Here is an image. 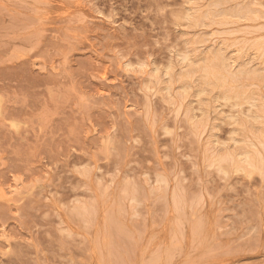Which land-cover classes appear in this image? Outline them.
Segmentation results:
<instances>
[{"label": "rangeland", "instance_id": "374dc122", "mask_svg": "<svg viewBox=\"0 0 264 264\" xmlns=\"http://www.w3.org/2000/svg\"><path fill=\"white\" fill-rule=\"evenodd\" d=\"M263 49L264 0H0V264H264Z\"/></svg>", "mask_w": 264, "mask_h": 264}, {"label": "bare ground", "instance_id": "6f19581e", "mask_svg": "<svg viewBox=\"0 0 264 264\" xmlns=\"http://www.w3.org/2000/svg\"><path fill=\"white\" fill-rule=\"evenodd\" d=\"M246 4H247V3H246ZM232 7H233V6H232ZM208 11H209V10H208ZM208 11H207V12H208ZM217 11H218V10H217ZM207 12H206V13H207ZM210 12H211V10H210ZM245 13H246V12H245ZM209 14H211V13H209ZM250 14H251V13H250ZM217 15H218V14H217ZM217 15H216V16H217ZM209 16H210V15H209ZM209 16H208V17H209ZM217 17H219V16H217ZM224 17H225V16H224ZM234 17H235V16H234ZM251 17H252V16H251ZM201 18H202V17H201ZM206 18H207V17H206ZM206 18H205V22H206ZM210 18H211V16H210ZM231 18H232V17H230V20H231ZM243 18H244V17H243ZM247 18H248V17H247ZM196 19H197V18H196ZM207 19H208V18H207ZM216 19H217V18H216ZM220 19H221V17H220ZM223 19H224V18H223ZM198 20H199V18L197 19V21H198ZM203 20H204V19H203ZM245 20H246V18H245ZM209 21L211 22L212 20H209ZM243 21H244V19H243ZM202 22H203V21H202ZM207 22H208V20H207ZM215 22H218V21H215ZM234 22H235V21H234ZM205 24H206V23H205ZM252 29H253V28H252ZM237 49H238V48H237ZM225 50H226V49H225ZM238 50H239V49H238ZM263 50H264V49H263ZM221 51H222V50H221ZM238 52H240V51H238ZM238 52H237V53H238ZM245 52H246V51H245ZM224 53H225V51H224ZM252 53H253V51H252ZM220 54H221V53H220ZM211 55H212V54H211ZM248 56H249V55H248ZM250 57H251V56H250ZM210 58H211V57H210ZM210 58H209V59H210ZM219 58H220V57H219ZM221 58H222V57H221ZM223 58H224V56H223ZM235 58L237 59L238 57H235ZM235 58H234V59H235ZM236 59H235V60H236ZM255 59H256V58H255ZM257 59H258V58H257ZM210 60H211V59H210ZM210 60H209V61H210ZM235 60H233V62H234ZM240 60H241V59H240ZM240 60H239V61H240ZM252 61H253V60H252ZM255 62H256V61H255ZM210 63H211V62H210ZM210 63H207V64L209 65ZM229 63H230V62H229ZM247 63H248V62H247ZM247 63H246V65H247ZM207 64H206V65H207ZM244 64H245V62L243 63V65H244ZM249 64H250V62H249ZM261 64H262V63H261ZM213 65H214V64H213ZM227 65H229V64H227ZM256 65H258V64H256ZM210 66H211V65H210ZM223 66H224V65H223ZM240 66H241V65H240ZM260 66H261V65H260ZM228 67H229V66H228ZM236 67H237V66H236ZM243 67H244V66H243ZM258 67H259V66H258ZM263 67H264V65H263ZM244 68H245V67H244ZM204 69H207V68H204ZM210 69H211V68H210ZM234 69H235V68H234ZM241 69H242V67H241ZM258 69H259V68H258ZM199 70L201 71L202 69H199ZM226 70H227V68H226ZM248 70H249V69H248ZM250 70H251V69H250ZM263 70H264V69H263ZM207 71H208V70H207ZM220 71H221V70H220ZM232 71H233V69H232ZM257 71H258V70H257ZM259 71H260V70H259ZM259 71H258V72H259ZM261 71H262V70H261ZM205 72H206V71H205ZM205 72H204V74H205ZM208 72H209V71H208ZM208 72H207V73H208ZM218 72H219V71H218ZM234 72H235V71H234ZM255 72H256V71H255ZM262 72H263V71H262ZM222 73H223V72H222ZM223 74H224V73H223ZM208 75H209V74H208ZM203 77H204V75H203ZM208 77H210V76H208ZM212 78H213V77H212ZM212 78H210V79H212ZM204 81H205V80H204ZM212 81H213V80H212ZM207 84H208V82H207ZM212 84H213V83H212ZM212 84H210V85H212ZM216 84H218V82H217ZM220 84H221V83H220ZM210 85H208V86H210ZM216 86H217V85H216ZM220 86H221V85H220ZM213 87H214V86H212L211 88H213ZM217 87L219 88V86H217ZM220 89H221V88H220ZM261 89H262V87H261ZM223 91H224V90H223ZM262 91H264V90H262ZM221 92H222V91H221ZM249 92H250V91H249ZM249 92H248V93H249ZM252 92H253V91H252ZM255 93H256V92H255ZM255 93L252 94V97H253V95H255ZM243 94H244V93H243ZM249 94H250V93H249ZM256 94H257V93H256ZM223 95H224V94H223ZM229 95H230V94H229ZM230 96H231V95H230ZM248 96H249V95H248ZM227 97H228V96H227ZM241 97H242V96H241ZM256 97H257V98H260V97H259V94L256 95ZM231 98H232V97H231ZM249 98H251V97H249ZM257 98H255V99H257ZM228 99H229V98H228ZM243 99H244V98H243ZM249 100H252V99H249ZM249 100L247 99L246 102H248ZM260 100H261V99H260ZM252 101H253V100H252ZM254 101L256 102V100H254ZM250 102H251V101H250ZM262 102H264V100H263ZM256 103L258 104L259 102L257 101ZM244 104H245V103H244ZM255 107H257V106H255ZM257 108H258V107H257ZM258 109H259V108H258ZM256 110H257V109H256ZM259 110H260V109H259ZM257 112H258V111H257ZM257 112H256V113H257ZM256 113H255V114H256ZM251 121H252V120H251ZM243 122H244V121H243ZM254 122H255V121H254ZM254 122H253V123H254ZM251 123H252V122H251ZM251 123H250V125H251ZM257 123H259V122L256 121L255 124H257ZM255 124H254L253 126H255ZM239 126H240V124H239ZM250 128H252V127H250ZM253 128H254V127H253ZM255 128H257V127L255 126ZM248 129H249V128H248ZM254 130H255V129H254ZM258 130H259V129H258ZM258 130H257V131H258ZM238 131H239V130H238ZM238 131L236 130V132H238ZM246 131H247V130H246ZM251 131H252V129H251ZM251 131L248 130V132H251ZM259 131L262 132L261 129H260ZM239 132H240V131H239ZM252 133H253V132H252ZM254 133H255V132H254ZM256 135H258V134L256 133ZM260 135H261V134H260ZM240 136H242V135H240ZM243 137H244V134H243ZM243 137H242V138H243ZM249 137H250V136H249ZM247 139H248V138H247ZM240 141H241V140H240ZM239 143H240V142H239ZM244 143H245V142H244ZM241 144H243V143H241ZM245 144H246V143H245ZM255 144H256V143H255ZM249 145H250V144H249ZM243 146H244V145H242V147H243ZM247 146H248V145H247ZM247 146H246V147H247ZM251 147H252V146H251ZM251 147H250V148H251ZM210 148H211V147H210ZM239 148H240V147H239ZM239 148H238V149H239ZM247 148H248V147H247ZM252 148L254 149V147H252ZM252 148H251V150H252ZM241 149H242V148H241ZM241 149H239V151H240ZM251 150L249 149V151H251ZM211 151H212V149H211ZM237 151H238V150H237ZM239 151H238V152H239ZM241 151H242V150H241ZM241 151H240V152H241ZM244 151H245V150H244ZM252 151H253V150H252ZM255 151H256V150H255ZM233 152H234V151H233ZM243 153L245 154L246 152H242V154H243ZM247 153H248V152H247ZM261 153H262V152H261ZM239 154H240V153H239ZM239 154H238V155H239ZM244 154H243V155H244ZM222 155H223V154H222ZM236 155H237V154H236ZM217 156H219V155H217ZM240 156H242V155H240ZM244 156H245V155H244ZM247 156H249V155H247ZM237 157H239V156H237ZM237 157H236V158H237ZM240 158H241V157H240ZM250 158H251V157H250ZM237 159H238V158H237ZM237 159H236V160H237ZM246 159H247V158H246ZM263 159H264V158H263ZM247 161H248V160H247ZM244 163H245V162H244ZM244 163H242V164H244ZM230 170H231V169H230ZM233 171H234V170H233Z\"/></svg>", "mask_w": 264, "mask_h": 264}]
</instances>
